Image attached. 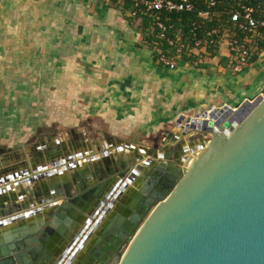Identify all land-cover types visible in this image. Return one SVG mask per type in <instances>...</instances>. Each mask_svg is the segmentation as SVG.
Returning <instances> with one entry per match:
<instances>
[{"label":"crops","instance_id":"crops-1","mask_svg":"<svg viewBox=\"0 0 264 264\" xmlns=\"http://www.w3.org/2000/svg\"><path fill=\"white\" fill-rule=\"evenodd\" d=\"M144 38L124 0H0V166L26 175L0 189L29 206L16 214L28 217L0 227V241L15 239V229L44 233L46 190L61 205L77 188L74 195L92 207L111 178L125 173L120 164L142 158L138 165L152 171L149 161L172 164L191 154L202 139L177 127L182 117L184 125L212 106H235L264 92V54L237 72L222 44L215 57L201 58L206 68L179 59L169 69ZM53 126L33 139L39 127ZM144 184H128L121 200L145 196ZM62 221L65 230L77 227L68 212Z\"/></svg>","mask_w":264,"mask_h":264},{"label":"water","instance_id":"water-1","mask_svg":"<svg viewBox=\"0 0 264 264\" xmlns=\"http://www.w3.org/2000/svg\"><path fill=\"white\" fill-rule=\"evenodd\" d=\"M183 122L184 117L177 127L202 139L191 154L172 164L149 161L145 166L155 167L152 171L138 165L142 158L130 167L120 164L125 173L111 178L110 190L92 207L74 195L77 188L67 195L69 204L61 205L46 190L50 212L44 233L36 228L20 235L15 229V239L0 241V264H264V92ZM54 130L39 127L33 139ZM23 174L18 167L0 166V188ZM136 180L145 182V196L122 201ZM16 199L0 189V227L25 216L16 214L29 206ZM64 211L77 227L63 228ZM33 212L29 216L40 213Z\"/></svg>","mask_w":264,"mask_h":264},{"label":"trees","instance_id":"trees-1","mask_svg":"<svg viewBox=\"0 0 264 264\" xmlns=\"http://www.w3.org/2000/svg\"><path fill=\"white\" fill-rule=\"evenodd\" d=\"M194 8L191 11H180L178 13L160 12L161 21L166 26V36L174 40L176 46H168L164 39L159 37L160 30L156 26L154 16L152 14H144L136 9L138 16L132 17V11L135 10L134 4L128 0H124L126 9L131 18L137 25L138 31L145 34L144 42L147 47L154 51V59L159 63L162 54H168L169 58L178 59L175 55L176 47L184 46L182 49L180 60L190 62L197 68H206V65L201 64L200 60L204 58L211 59L215 57L216 51L220 43L227 39L238 38L246 39L249 49V57L246 64H253L259 60L264 54V28L258 30L253 35H246L238 31L235 24L231 21V13L236 8L242 5L255 9L256 18L264 17V0H216L214 6L210 5V0H189ZM208 12L209 17L201 16V13ZM149 36H146L147 32ZM215 31L216 33L211 35ZM207 41L206 53L200 54L194 52L195 44L199 41ZM214 40L215 45H209V42ZM226 58L225 62H229ZM237 64L233 62L232 66ZM247 66V65H246Z\"/></svg>","mask_w":264,"mask_h":264},{"label":"built area","instance_id":"built-area-1","mask_svg":"<svg viewBox=\"0 0 264 264\" xmlns=\"http://www.w3.org/2000/svg\"><path fill=\"white\" fill-rule=\"evenodd\" d=\"M132 4H134L135 10L132 11V17L138 16V10H140L142 13L148 15L152 14L154 16L156 26L160 30L159 37L161 39H164L168 46H176L174 40L168 38L166 36V26L161 21L160 18V12L166 11L168 13L172 12H180V11H191L194 8V5L189 0H128ZM216 3V0H210V5L214 6ZM201 16L203 17H209L208 12L201 13ZM231 21L235 24V27L238 31H241L245 33L246 35H253L258 30L264 28V17L261 19L256 18L255 16V9L252 7H248L246 5H242L240 8L234 9V11L231 13ZM216 32L213 31L211 35L215 34ZM206 43L207 41H201L199 40L195 44L194 52L196 54H200L201 52L206 53ZM215 41L212 40L209 42V45H215ZM224 45L227 48V51L230 54V60L233 63L234 61L237 62V64L234 66V71H241L243 68V65L246 64L247 58L249 57V49L247 46L246 39L240 40L238 38H229V35L227 39L220 43L221 45ZM218 47V49L220 48ZM184 46L176 47L175 55L178 57V59L169 58L168 54H162L159 59V64L162 66L169 68V69H175L177 67V62L180 59V55L182 52V49ZM216 53L219 54V51L217 50ZM222 107H216L212 106L210 109H208V113L220 109ZM236 110V109H234ZM205 119L210 118L205 117Z\"/></svg>","mask_w":264,"mask_h":264},{"label":"rangeland","instance_id":"rangeland-1","mask_svg":"<svg viewBox=\"0 0 264 264\" xmlns=\"http://www.w3.org/2000/svg\"><path fill=\"white\" fill-rule=\"evenodd\" d=\"M58 127H60L59 125H58ZM62 132H60V134H61ZM61 136V135H60Z\"/></svg>","mask_w":264,"mask_h":264},{"label":"bare ground","instance_id":"bare-ground-1","mask_svg":"<svg viewBox=\"0 0 264 264\" xmlns=\"http://www.w3.org/2000/svg\"><path fill=\"white\" fill-rule=\"evenodd\" d=\"M60 201V200H59ZM59 201H57V202H59ZM46 205V204H45Z\"/></svg>","mask_w":264,"mask_h":264}]
</instances>
